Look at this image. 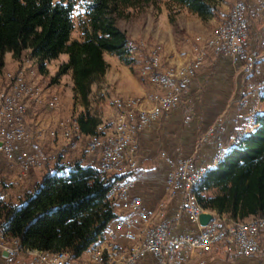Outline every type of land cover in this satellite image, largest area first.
Masks as SVG:
<instances>
[{"label": "crops", "instance_id": "1", "mask_svg": "<svg viewBox=\"0 0 264 264\" xmlns=\"http://www.w3.org/2000/svg\"><path fill=\"white\" fill-rule=\"evenodd\" d=\"M209 2L211 12L207 16L202 17L185 8H179L172 21L168 19L164 3L158 9L149 5L136 12L134 15L136 17H131L129 24L122 28L131 39L145 38L157 42L163 50L166 64L172 65L164 67H175L167 70L181 71L190 60L181 64L182 66L179 64L190 58L193 45L202 47L207 44L206 41L205 44L197 46L199 39L207 37L221 19L232 0H209ZM245 16L248 21V36L243 46L246 51L256 53L257 71L243 76L231 57L207 55L180 93L176 106L137 131L136 165L128 171L132 180L129 194L140 199L141 207L150 212L152 220H166L172 233H195L201 225L192 222L181 208L179 193L171 195L166 191L164 179L167 171L176 160L187 156H191L197 163L211 164L210 158L212 160L211 155L215 151L216 141L210 138L200 142V134L208 126L217 124L215 131L222 147L226 148L235 140L236 133L234 134L232 119L238 118L240 120L238 124L243 125L242 120L243 118L245 120L250 105L255 104L258 112L264 109V99H261L259 89L264 85L262 84L264 82V1L246 0ZM78 36V30L75 34L72 32L70 34L71 38ZM64 55L66 56L65 53ZM103 58L106 67L99 82L93 88L94 91L105 94L100 132L105 130L104 118L111 116V121L113 120L115 107L111 101L115 97L136 98V108L149 109L155 103L156 93L160 91L149 81L147 66L144 68L140 55H136L131 65L122 63L115 55L107 52H103ZM3 59L0 87L6 86L7 79L16 74L9 72L10 69L16 70L24 80L31 83L30 85L36 86L38 76H43L45 79L46 75H51L47 65L46 73L35 70L33 64H29L34 63L35 57L29 56L27 51L20 59H14L10 52H5ZM60 62L55 61L51 71H55ZM63 75L66 80L61 89V97L59 93L60 104L57 109L47 108L44 101L53 95L54 89L59 88V83L56 84V81H60V78L51 83L47 80L46 86L42 89L37 86L40 89L39 97L27 101L23 114L27 139L23 146L34 151L40 162L41 158L44 160V156H48L49 163L58 158L59 161L79 160L81 163L96 165L97 155L86 150L83 145L76 149L72 158H63L57 152L65 148L69 140L75 139L79 142V139L82 141L90 137L78 132L72 126L73 114L79 108L72 97L70 74ZM248 83L253 85L251 89L246 87ZM239 94L246 100L245 104L235 101L234 96ZM125 106L132 105L126 100ZM134 112H137L136 109ZM75 144L79 146L80 143ZM39 165L28 171L29 174H33L34 171V177L28 178L25 177L26 175L19 177L18 167L14 163H7L0 152V197L17 203L23 192L35 184ZM114 210L117 214L121 213V209L117 206ZM205 211H210L213 217L217 216L219 222L232 223L225 216L217 215L214 210ZM128 244L129 241L122 236L121 231H118L112 240L114 247L123 248ZM87 253L88 250L84 251L77 259L86 260L89 258ZM178 253L182 264H264V232L258 236V248L249 255L239 254L223 242H215L199 254H188L185 248H180ZM156 262V256L151 253H145L139 259V264H156ZM0 264H37V262L31 255L22 251L11 257L0 252Z\"/></svg>", "mask_w": 264, "mask_h": 264}, {"label": "trees", "instance_id": "2", "mask_svg": "<svg viewBox=\"0 0 264 264\" xmlns=\"http://www.w3.org/2000/svg\"><path fill=\"white\" fill-rule=\"evenodd\" d=\"M149 5L159 8L158 0H0V73L5 52L20 59L27 51L38 60V71L43 61L64 52L66 59L49 81L70 74L79 108L72 126L90 137L101 134L105 94L93 88L106 67L103 52L129 65L144 54L116 21ZM164 6L170 21L179 8L202 17L211 12L209 0H164ZM75 26L79 36L71 38ZM260 97L264 99V92ZM253 123L226 147L220 160L206 164L193 188L202 209L214 210L232 223L264 212V109L254 114ZM39 168L35 184L17 203L0 197V223L20 246L64 250L70 258H80L118 215L117 199L107 196L110 177L98 176L96 165L79 160L56 158L49 163L46 158Z\"/></svg>", "mask_w": 264, "mask_h": 264}, {"label": "built area", "instance_id": "3", "mask_svg": "<svg viewBox=\"0 0 264 264\" xmlns=\"http://www.w3.org/2000/svg\"><path fill=\"white\" fill-rule=\"evenodd\" d=\"M263 2L264 0H256ZM248 36V21L245 14L239 13V0H234L223 15L222 25L216 28V35L202 47H192L190 66L181 71H167L160 66L152 65L155 51L146 46H140L149 57V76L153 85L160 91L156 93L153 112H132L125 106L124 100L113 103L115 114L108 131L97 137H88L86 147L89 151H97V175L110 177L107 189L108 197L117 199L116 206L121 213L107 223L101 237L87 250L90 263H82L77 258H70L67 251L41 250L34 247L18 246L16 238L11 237L4 224L0 223V252L6 256L23 251L31 255L37 264H139L140 257L151 253L157 258L156 264H182L178 253L185 248L189 253L199 254L207 250L215 241L223 242L237 253L249 255L258 248V236L264 232V212L256 216V221L243 224H230V221L219 222L217 216L201 225L195 232L170 231L166 220H152L150 212L141 207L140 199L130 195L132 185L128 173L126 179H116V172H128L136 165V134L149 122L176 106L182 90L190 82L194 71L201 65L206 55L229 56L237 63L242 75L257 71V57L254 51H246L243 43ZM264 84V82L262 83ZM260 84V85H262ZM259 85V86H260ZM252 88L253 85L248 83ZM37 86H30L20 73L7 79V85L0 87V152L7 163H14L19 170V177L25 176L29 169L40 164L38 155L25 149L23 144L27 139V131L23 119L24 107L20 106V98H34ZM240 103L245 104L243 97ZM256 106L250 105L246 111L253 113ZM245 114V115H246ZM234 134L239 130L238 118H233ZM244 121V118L243 120ZM216 125H210L202 132V140L214 138L216 151H221L222 144L216 133ZM211 161V158H210ZM204 164L195 162L191 157L179 158L167 171L164 179L166 191L181 196L180 206L188 218L198 224V214L205 210L199 208L197 201L186 197V187L196 176L198 169ZM206 165V164H205ZM129 241L126 247L112 246V240L117 232Z\"/></svg>", "mask_w": 264, "mask_h": 264}, {"label": "rangeland", "instance_id": "4", "mask_svg": "<svg viewBox=\"0 0 264 264\" xmlns=\"http://www.w3.org/2000/svg\"><path fill=\"white\" fill-rule=\"evenodd\" d=\"M240 1H244V0H240ZM163 3H164V1H163ZM162 3V0H158V5L160 6L161 4H163ZM234 3V0H232V2H231V4L230 5H232ZM151 6V5H150ZM147 7V6H146ZM153 7V6H152ZM229 7V6H228ZM144 9V8H143ZM142 9V10H143ZM158 9V8H157ZM140 11V10H139ZM136 12H138V11H132V14L128 17V18H119V19H117V25L119 26V27H126L129 23L128 22H130V20L132 19L131 17H136V16H134L135 15V13ZM226 12V11H225ZM224 15V14H223ZM222 19V20H221ZM221 19L217 22V24H215V26L213 27V29H211L210 31L211 32H209L208 33V35H207V37H205V38H202V39H199V42H198V44H197V46L198 45H202L203 43L205 44V42L207 41V40H212V38H213V36L215 35V32H216V28L218 27V25L219 24H221L222 22H223V16H221ZM122 29H124V28H122ZM77 31V27L75 26L74 27V29L72 30V34H75V32ZM139 39V38H138ZM138 39H136V40H138ZM137 43H138V45L139 46H146L149 50H153V51H155V52H157L158 54H159V56L161 57V60H163V64H164V66H172V65H167L166 64V62H165V59H164V53H163V50L161 49V47H160V45L157 43V42H153V41H150V40H146L145 38H141V39H139L138 41H137ZM30 56V55H29ZM190 56V54L188 55V57ZM207 56V55H206ZM205 56V57H206ZM211 56V55H210ZM142 57V56H141ZM204 57V58H205ZM214 57V56H213ZM65 58H66V56L64 55V52H60V53H58V55L56 56V58H54V59H50V60H45V61H43V64H42V68H41V71H39V72H41V73H46L47 72V70L45 69V66L47 65L48 66V70L50 71V73H51V75H53L54 74V71H51L52 70V67L54 66V64H55V61H62V60H65ZM146 58L147 57H142V61H143V64H144V68L147 66V64H145L146 63ZM186 59V58H185ZM184 59V60H185ZM190 60V58L188 59V60H186V61H184V62H182V63H180L179 65L180 66H182L183 65V63L185 64L186 62H188ZM204 60V59H203ZM34 63H29L30 65H32L33 64V67H34V69L35 70H38L37 69V67H38V60L35 58L34 59V61H33ZM203 62V61H202ZM182 64V65H181ZM189 65H190V63H188ZM185 65L181 70H183L185 67H187V66H189V65ZM202 64V63H201ZM176 66V65H175ZM178 67V66H177ZM200 67V66H199ZM175 67H164V69L165 70H167V69H174ZM143 71H144V69H143ZM142 71V72H143ZM171 71H173V70H171ZM9 72H17L16 70H13V69H10L9 70ZM34 75H36L35 73H34ZM50 75V76H51ZM16 76V74L15 75H12L10 78H12V77H15ZM48 78V79H47ZM60 81H56V84H58L59 83V88H56V89H54L55 91L52 93L53 95L50 97V98H47L45 101H44V104H45V106L47 107V108H49V109H53V110H55V109H57V107L59 106V104H60V102H59V93H60V97H61V93H62V90L61 89H63V86H64V81L66 80V77L64 76V75H61L60 77ZM42 80H44L43 82H42ZM47 80L49 81V75H46V78L44 79V77L42 76V77H39L38 76V78H37V80H36V84H37V86H39V88H43V87H45L46 86V82H47ZM150 81V80H149ZM45 82V83H44ZM50 82V81H49ZM151 82V81H150ZM51 83V82H50ZM31 83H29V85H30ZM153 84V83H152ZM32 85H35V84H32ZM31 85V86H32ZM36 86V85H35ZM246 87L248 88V89H251V88H249L247 85H246ZM38 87H37V93H35V98L37 99L39 96H38V94H39V92H40V89H39ZM60 89V90H59ZM260 90V92H261V94L264 92V85L262 86V87H260L259 88ZM57 90H59V91H57ZM243 92H244V89H243ZM57 97V99L55 98V97ZM240 94L239 95H235L234 96V98L236 97V102L238 101V103H239V101H240ZM124 100L125 99V101L126 100H128V101H130V100H135L136 101V98H132V97H129V98H118V97H115L111 102H113V103H115V101L116 100ZM27 100H29L28 98H21L20 99V106H22V107H24V109L26 108V105H27ZM51 102H52V104H51ZM25 103V104H24ZM113 103H111V104H113ZM137 104V103H136ZM135 104V105H136ZM135 105H132L131 107L130 106H127V107H129V108H132L133 109V112L135 111V109H136V111L138 112L139 110H146V111H149V110H153V108H149V109H146V108H136L135 107ZM138 107V106H137ZM257 112H258V109H257ZM257 112H255V113H257ZM255 113H253V114H248L247 116H246V118H245V121H244V124L243 125H239V132H238V134L235 136V140L234 141H237L241 136L240 135H243V133H244V131H245V127L248 125L247 123H248V120H250V121H252L253 120V117H254V114ZM111 116H109V117H106V118H104V128H105V130H104V132H106V131H108V129L109 128H107V127H109V126H111V124H112V121H111ZM233 120V119H232ZM234 124V123H233ZM252 125H250V126H248L247 127V131L246 132H248V131H250L249 129L254 125V123H253V121H252V123H251ZM26 127V126H25ZM235 127V126H234ZM70 131H72V130H70ZM104 132H102L101 133V135L104 133ZM202 134V133H201ZM200 134V137H199V141L201 142H204V141H206V140H208V139H210V137H208V138H206L205 140H202V138H201V135ZM98 136V134L97 135H95V136H91V137H97ZM71 139V138H70ZM70 142L69 143H67V144H65V148H61V149H59L57 152L60 154V156L61 157H63V158H65V157H67V158H72L73 156H74V154H75V152H76V149L78 148V147H80V146H84V148H86V150H88L87 149V147H86V141H87V138L86 139H84V140H80L79 139V142H77V141H75V139H73V140H69ZM233 141V142H234ZM232 142V143H233ZM75 143H80L79 144V146H77ZM225 148V147H224ZM223 148V150H224V152H225V149ZM89 151V150H88ZM90 152H92V153H95L96 155H97V158H98V153H97V151H90ZM57 153V154H58ZM216 154H217V152H216ZM45 157V159L46 158H49L48 156H44ZM189 157H191V156H189ZM192 158V157H191ZM214 158V157H213ZM193 159V158H192ZM42 158H41V162H42ZM194 161H195V159H193ZM40 162V163H41ZM196 162V161H195ZM200 164H206V163H200ZM211 164H214L213 163V159H212V162H211ZM38 166V165H37ZM204 169H206V167H204ZM30 171V170H29ZM123 173H125V172H123ZM123 173H121V174H123ZM117 175L118 177H119V179H125L126 178V173L125 174H123V175ZM34 175H35V173H34V171H33V174L31 173V174H29V173H27L26 174V176L25 177H27L28 176V178H32V177H34ZM2 182V181H1ZM3 183V182H2ZM196 185V184H195ZM194 185V186H195ZM194 186H192V187H190L189 189V191H187V198L188 199H194L195 201H196V199H195V194H194V191H193V188H194ZM199 208L200 209H202L201 207H200V205H199ZM256 217H254V218H251V219H248V220H246V221H242V222H238V224H240V223H246V222H248V221H250V220H252V219H255ZM231 224H237V223H231ZM4 226H6V224H4ZM18 241V240H17ZM19 246H20V244H19ZM23 252V251H22ZM17 252H15L13 255H11V256H14L15 254H16ZM10 256V257H11ZM89 258H87L86 260H84V261H80V262H82V263H90V255L88 256ZM89 261V262H88Z\"/></svg>", "mask_w": 264, "mask_h": 264}, {"label": "bare ground", "instance_id": "5", "mask_svg": "<svg viewBox=\"0 0 264 264\" xmlns=\"http://www.w3.org/2000/svg\"><path fill=\"white\" fill-rule=\"evenodd\" d=\"M239 13L240 14H245V3H244V1L242 2V1H240L239 0ZM223 23V22H222ZM222 23L221 24H219V25H222ZM215 35H216V32H215ZM215 35L213 36V38L215 37ZM212 38V39H213ZM195 47V46H194ZM145 64H147V70H148V79L151 81V76H149V57H147L146 58V63ZM152 65L153 66H160L161 65V57L159 56V54L157 53V52H155V57H152ZM190 66V65H189ZM189 66H187V67H189ZM163 68H164V64H163ZM167 71H171V70H167ZM152 82V81H151ZM153 83V82H152ZM31 86V85H30ZM260 87H262V86H260ZM259 87V88H260ZM35 93H37V87H36V92H34V98H35ZM21 99V98H20ZM28 101V100H27ZM128 103L130 104V105H135L136 104V101L135 100H130V101H128ZM25 104V103H24ZM51 104H52V102H51ZM129 108V107H128ZM132 112H133V109H132ZM138 112H153V110H149V111H146V110H139ZM255 112H257V107H256V111H254L253 113H255ZM253 113H247V115L248 114H253ZM246 115V116H247ZM245 121V120H244ZM253 121V120H252ZM252 121H250V120H248V125L245 127V131H244V133L243 134H245L246 133V131H247V127L248 126H250V125H252L251 123H252ZM238 129H239V124H238ZM240 130H238L237 132H236V134H235V136L238 134V132H239ZM240 136H242V135H240ZM217 152V154L215 153V155L212 157V159H213V163L215 164L218 160H220L221 158H222V156H223V154H224V150H223V147L221 148V151H216ZM211 162H212V160H211ZM204 167H206V166H201L199 169H198V171H197V173H196V176L194 177V178H192V180L188 183V185H187V187H186V197H187V191H189L190 189V187H192V186H194L197 182H199V180H200V178H201V176H203L202 174L204 173V171H205V169H204ZM121 172H126V171H118V172H116V176H117V174L118 173H121ZM188 199V198H187ZM192 201H195L194 199H191ZM201 207V206H200ZM203 211H205V210H203ZM202 212V211H201ZM213 217V215L211 216V218ZM210 218V219H211ZM209 219V220H210ZM254 221H256V218L255 219H252V220H250V221H248V222H254ZM206 224V223H205ZM231 224V223H230ZM238 224V223H237ZM240 224H243V223H240ZM5 227H7V225L5 226ZM215 242H217V241H215ZM214 242V243H215ZM18 246H19V241H18ZM89 262V261H88Z\"/></svg>", "mask_w": 264, "mask_h": 264}, {"label": "water", "instance_id": "6", "mask_svg": "<svg viewBox=\"0 0 264 264\" xmlns=\"http://www.w3.org/2000/svg\"><path fill=\"white\" fill-rule=\"evenodd\" d=\"M212 214L210 211H202L198 214V223L200 225H204L210 218ZM3 254L6 255V252L4 250H1Z\"/></svg>", "mask_w": 264, "mask_h": 264}]
</instances>
